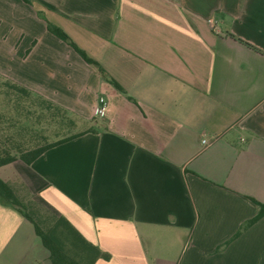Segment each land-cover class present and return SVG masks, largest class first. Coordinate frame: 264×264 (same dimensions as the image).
<instances>
[{
    "label": "crops",
    "instance_id": "obj_1",
    "mask_svg": "<svg viewBox=\"0 0 264 264\" xmlns=\"http://www.w3.org/2000/svg\"><path fill=\"white\" fill-rule=\"evenodd\" d=\"M0 75L82 128L0 178L94 264H264V215L233 237L264 203V0H0ZM0 264H50L1 203Z\"/></svg>",
    "mask_w": 264,
    "mask_h": 264
},
{
    "label": "trees",
    "instance_id": "obj_2",
    "mask_svg": "<svg viewBox=\"0 0 264 264\" xmlns=\"http://www.w3.org/2000/svg\"><path fill=\"white\" fill-rule=\"evenodd\" d=\"M47 28L59 39L70 44L86 62L101 70L99 64L78 48L62 29L52 24H48ZM0 99L7 106L9 102L15 105L17 111L19 108V116L24 114L26 117L32 116L37 123L45 120L51 126L50 133L39 134L40 143L29 148L8 146L0 142V166L16 159L29 164L50 147L83 133L81 126L77 124V119L71 115L69 110L2 75H0ZM12 116L9 114L6 119H12L10 123L14 126L18 124L19 128H23V121L19 118L13 120ZM48 137L51 140H48ZM249 199L257 206V212L241 225L233 237L264 215V203L253 198ZM0 203L14 208L33 225L35 234L49 252L50 264H94L98 258H109L107 253L87 241L62 215L41 212L39 209L23 204L12 188L1 178Z\"/></svg>",
    "mask_w": 264,
    "mask_h": 264
},
{
    "label": "rangeland",
    "instance_id": "obj_3",
    "mask_svg": "<svg viewBox=\"0 0 264 264\" xmlns=\"http://www.w3.org/2000/svg\"><path fill=\"white\" fill-rule=\"evenodd\" d=\"M16 111L15 105L9 102L7 106L0 99V142L3 144L15 145L25 149L40 143L39 134L50 133L51 126L47 124V121L43 120L42 123H37L32 116L26 117L25 114L19 116V108ZM1 114L3 115L1 116ZM9 114L13 115V120L21 119L23 128H19L18 124L14 126L10 123L12 119H6ZM48 140L51 138L48 137Z\"/></svg>",
    "mask_w": 264,
    "mask_h": 264
},
{
    "label": "built area",
    "instance_id": "obj_4",
    "mask_svg": "<svg viewBox=\"0 0 264 264\" xmlns=\"http://www.w3.org/2000/svg\"><path fill=\"white\" fill-rule=\"evenodd\" d=\"M106 107H107L106 98L102 95L98 96L97 101H96V105L94 108V114L96 116H102L105 112ZM202 142H204V140Z\"/></svg>",
    "mask_w": 264,
    "mask_h": 264
}]
</instances>
